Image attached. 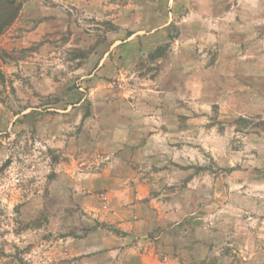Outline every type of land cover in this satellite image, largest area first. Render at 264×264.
Here are the masks:
<instances>
[{"label":"rangeland","instance_id":"obj_1","mask_svg":"<svg viewBox=\"0 0 264 264\" xmlns=\"http://www.w3.org/2000/svg\"><path fill=\"white\" fill-rule=\"evenodd\" d=\"M0 264H264V0H0Z\"/></svg>","mask_w":264,"mask_h":264},{"label":"trees","instance_id":"obj_2","mask_svg":"<svg viewBox=\"0 0 264 264\" xmlns=\"http://www.w3.org/2000/svg\"><path fill=\"white\" fill-rule=\"evenodd\" d=\"M10 5L14 4V0H7Z\"/></svg>","mask_w":264,"mask_h":264}]
</instances>
